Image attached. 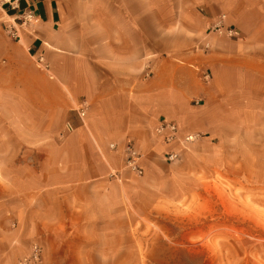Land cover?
Masks as SVG:
<instances>
[{
	"label": "crops",
	"instance_id": "obj_1",
	"mask_svg": "<svg viewBox=\"0 0 264 264\" xmlns=\"http://www.w3.org/2000/svg\"><path fill=\"white\" fill-rule=\"evenodd\" d=\"M255 105L264 0H0V264L146 215L178 176L166 154L226 144Z\"/></svg>",
	"mask_w": 264,
	"mask_h": 264
},
{
	"label": "rangeland",
	"instance_id": "obj_2",
	"mask_svg": "<svg viewBox=\"0 0 264 264\" xmlns=\"http://www.w3.org/2000/svg\"><path fill=\"white\" fill-rule=\"evenodd\" d=\"M251 117L226 144L185 142L187 154L171 161H180L177 178L146 215L127 211L88 242L77 234H59L49 249L30 242L41 249L37 264H264V105Z\"/></svg>",
	"mask_w": 264,
	"mask_h": 264
},
{
	"label": "built area",
	"instance_id": "obj_3",
	"mask_svg": "<svg viewBox=\"0 0 264 264\" xmlns=\"http://www.w3.org/2000/svg\"><path fill=\"white\" fill-rule=\"evenodd\" d=\"M29 14V13H28ZM213 31L221 32L222 27L219 24H216L212 27ZM228 34H234L233 30L227 29ZM204 79H208V75H203ZM157 132L161 134L163 141L166 143H173L178 140V130L177 126L174 123H162L157 129ZM195 139L194 135H187L182 140L183 142H189ZM125 153V165L128 169H130L133 173L140 175L142 170L139 166L138 159L139 153L134 149L131 144H127L124 147ZM178 154L175 152H168L166 154V159L168 161H173L177 159ZM41 258V249L38 245H33L26 256H23L19 259L15 264H37L40 262Z\"/></svg>",
	"mask_w": 264,
	"mask_h": 264
}]
</instances>
